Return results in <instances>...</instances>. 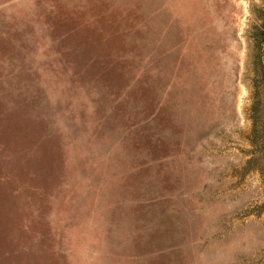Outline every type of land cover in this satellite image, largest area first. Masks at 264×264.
Masks as SVG:
<instances>
[{
  "label": "rangeland",
  "instance_id": "rangeland-1",
  "mask_svg": "<svg viewBox=\"0 0 264 264\" xmlns=\"http://www.w3.org/2000/svg\"><path fill=\"white\" fill-rule=\"evenodd\" d=\"M264 0H0V264H264Z\"/></svg>",
  "mask_w": 264,
  "mask_h": 264
},
{
  "label": "trees",
  "instance_id": "trees-1",
  "mask_svg": "<svg viewBox=\"0 0 264 264\" xmlns=\"http://www.w3.org/2000/svg\"><path fill=\"white\" fill-rule=\"evenodd\" d=\"M251 112L253 123L251 136L254 150L249 162L259 164L264 181V102L259 91L254 95Z\"/></svg>",
  "mask_w": 264,
  "mask_h": 264
}]
</instances>
